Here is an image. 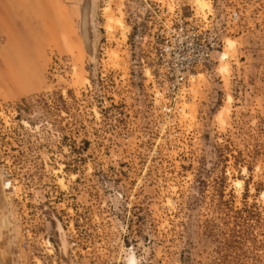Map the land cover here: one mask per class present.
Segmentation results:
<instances>
[{
	"label": "rangeland",
	"instance_id": "obj_1",
	"mask_svg": "<svg viewBox=\"0 0 264 264\" xmlns=\"http://www.w3.org/2000/svg\"><path fill=\"white\" fill-rule=\"evenodd\" d=\"M197 1L0 0V264H264V0ZM157 3L223 39L178 91Z\"/></svg>",
	"mask_w": 264,
	"mask_h": 264
},
{
	"label": "built area",
	"instance_id": "obj_2",
	"mask_svg": "<svg viewBox=\"0 0 264 264\" xmlns=\"http://www.w3.org/2000/svg\"><path fill=\"white\" fill-rule=\"evenodd\" d=\"M160 6L163 8L162 4L158 3L154 6L157 12H160ZM163 10L167 17L159 21L158 28L150 37L154 45L149 53L150 69L157 73L161 82H167L173 92L184 89L186 81L214 62L212 55L219 54L223 39L218 38V34L208 27L207 21L199 16L194 14L184 16L180 9L171 11L165 7L162 13ZM228 18L236 21L238 15L231 13ZM164 111L169 110L165 108ZM9 187L10 183L6 184V188ZM49 262L55 264L56 261L33 256L22 263L48 264Z\"/></svg>",
	"mask_w": 264,
	"mask_h": 264
},
{
	"label": "bare ground",
	"instance_id": "obj_3",
	"mask_svg": "<svg viewBox=\"0 0 264 264\" xmlns=\"http://www.w3.org/2000/svg\"><path fill=\"white\" fill-rule=\"evenodd\" d=\"M197 5H198L200 11H202L203 9L206 8V4H205L204 0H198V1H197ZM120 26H121V25H120ZM229 100H230V99H229ZM2 257H3V256H2ZM2 259H3V258H2ZM2 259H1V260H2ZM1 260H0V261H1ZM129 264H134V262L131 261V262H129Z\"/></svg>",
	"mask_w": 264,
	"mask_h": 264
}]
</instances>
